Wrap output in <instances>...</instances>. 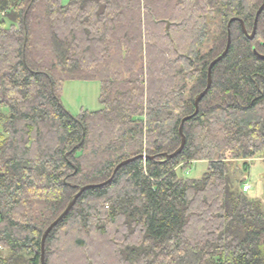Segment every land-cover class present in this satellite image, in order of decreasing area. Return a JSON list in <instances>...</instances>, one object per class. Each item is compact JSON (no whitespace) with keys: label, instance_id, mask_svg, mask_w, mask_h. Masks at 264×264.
<instances>
[{"label":"trees","instance_id":"1","mask_svg":"<svg viewBox=\"0 0 264 264\" xmlns=\"http://www.w3.org/2000/svg\"><path fill=\"white\" fill-rule=\"evenodd\" d=\"M263 2L0 0V264H41L80 187L141 154L82 193L45 264H264V203L227 161L264 157V10L254 39L229 27ZM66 80L99 81L103 107L71 114Z\"/></svg>","mask_w":264,"mask_h":264},{"label":"rangeland","instance_id":"2","mask_svg":"<svg viewBox=\"0 0 264 264\" xmlns=\"http://www.w3.org/2000/svg\"><path fill=\"white\" fill-rule=\"evenodd\" d=\"M65 3L68 0H64ZM101 84L97 80H66L63 87L62 103L73 115H78L82 109L98 111L103 105L100 102ZM231 164L232 178L236 186L244 189V184L250 185L247 194L258 198L264 203V157L255 159H234L228 155ZM249 163L246 169L244 162ZM208 168L207 161H198L179 174L185 178H200Z\"/></svg>","mask_w":264,"mask_h":264},{"label":"water","instance_id":"3","mask_svg":"<svg viewBox=\"0 0 264 264\" xmlns=\"http://www.w3.org/2000/svg\"><path fill=\"white\" fill-rule=\"evenodd\" d=\"M263 10H264V2L260 5V7H259V9H258V11L256 13L254 28H253V30H252L251 33L248 31V29H247V27L245 25L244 20H242L241 18H238V17H233L230 20L229 27L231 26V24H232V22L234 20H238V21L241 22L245 34L250 39H254L255 36H256V33H257L259 17H260V15H261V13H262ZM167 28L168 29L170 28V23H168ZM231 44H232V35H231V30H229L228 42H227V46H226L225 50L223 51V53L221 55H219L217 58H215L210 63V65H209V69H208V84H207V87L201 93H199V95H197V97L195 99V105H196V111H195V113L193 115H189V116L184 117L183 120H182V123H181V126H180V133H181V136H182L181 146L176 151H174L173 153H163V156H165L167 159H170V158H173V157L177 156L183 150V148H184V146L186 144V136L184 134V125H185V122H186V120L192 118L195 114L198 113V111L200 109V102H201L202 98L209 92V90H210V88L212 86V81H213V79H212V70H213V67L219 61H221L224 58V56L229 52L230 47H231ZM258 54H259V56H261L262 58H264V54H260V53H258ZM138 157H146V154H141V155H138L136 157H132V158L126 159V160L122 161L121 163H119L117 165V167L115 168L112 177L110 179H108L107 181L102 182V183H98V184H88V185H85V186L80 187V190L70 200V202L68 203V205L65 208V210L45 230V232L43 234V238H42L41 264H45V243H46V239H47L48 235L55 228V226H57V224L70 212V210L74 207V205L76 204L78 198L82 195V193L87 188H90V187H93V186H101V185L107 184L108 182H110L113 179V177L116 175L118 169L121 166H123L124 164H127L128 162H130V161H132V160H134V159H136Z\"/></svg>","mask_w":264,"mask_h":264},{"label":"built area","instance_id":"4","mask_svg":"<svg viewBox=\"0 0 264 264\" xmlns=\"http://www.w3.org/2000/svg\"><path fill=\"white\" fill-rule=\"evenodd\" d=\"M250 189V185H248V184H244V191H247V190H249Z\"/></svg>","mask_w":264,"mask_h":264}]
</instances>
